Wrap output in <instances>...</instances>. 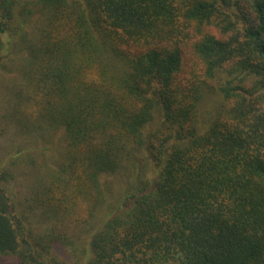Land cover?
<instances>
[{
	"label": "trees",
	"instance_id": "16d2710c",
	"mask_svg": "<svg viewBox=\"0 0 264 264\" xmlns=\"http://www.w3.org/2000/svg\"><path fill=\"white\" fill-rule=\"evenodd\" d=\"M14 63L0 138L63 129L70 148L27 214L107 206L83 264H264V0H0V71ZM14 140L0 264H63L73 242L5 186ZM131 166L111 212L107 178Z\"/></svg>",
	"mask_w": 264,
	"mask_h": 264
},
{
	"label": "rangeland",
	"instance_id": "374dc122",
	"mask_svg": "<svg viewBox=\"0 0 264 264\" xmlns=\"http://www.w3.org/2000/svg\"><path fill=\"white\" fill-rule=\"evenodd\" d=\"M212 33L218 34L215 28H211ZM210 29V30H211ZM26 53V52H25ZM17 63L9 65V71H0V116L6 114L9 92V82H19L21 72L16 66ZM203 118L206 119L209 111L208 107ZM206 122V120H205ZM5 127V126H4ZM24 127L10 125L6 127V134L0 138V166L7 167L10 164V156L15 153L14 147L10 142V138L15 139V143L22 146L25 152L26 160L14 172L15 179L5 183L10 196L14 197L17 211L20 214L32 217V223H38L36 231L54 228L56 233H63L73 242L72 246L60 247L53 249V256L56 261L63 264H83L87 255L82 251L88 248V243L92 233L100 226L108 213L107 206H103L92 220L84 210H79L71 217L64 218L62 223L54 221H42L39 216L27 214L29 206L34 205V198L39 191L41 185L51 180L54 171L66 164L70 148L63 129L51 130L44 137H36V135L25 134ZM25 162V163H24ZM138 170L143 167L145 161L142 157L137 158ZM134 166V165H133ZM133 166L129 171H121L115 175L108 177L110 184L109 203L111 207L109 211H113L122 202V198L133 183L135 176ZM149 173V171L147 172ZM54 225V226H53Z\"/></svg>",
	"mask_w": 264,
	"mask_h": 264
}]
</instances>
